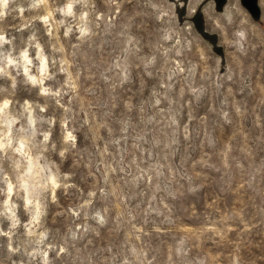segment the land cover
Listing matches in <instances>:
<instances>
[{
    "label": "rangeland",
    "instance_id": "1",
    "mask_svg": "<svg viewBox=\"0 0 264 264\" xmlns=\"http://www.w3.org/2000/svg\"><path fill=\"white\" fill-rule=\"evenodd\" d=\"M0 264H264V0H0Z\"/></svg>",
    "mask_w": 264,
    "mask_h": 264
},
{
    "label": "bare ground",
    "instance_id": "2",
    "mask_svg": "<svg viewBox=\"0 0 264 264\" xmlns=\"http://www.w3.org/2000/svg\"><path fill=\"white\" fill-rule=\"evenodd\" d=\"M43 66H44V63H43ZM29 169V168H28Z\"/></svg>",
    "mask_w": 264,
    "mask_h": 264
}]
</instances>
